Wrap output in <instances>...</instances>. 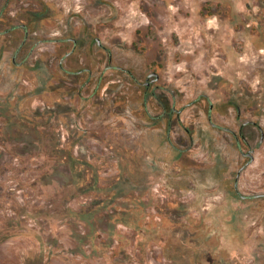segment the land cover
Wrapping results in <instances>:
<instances>
[{
	"label": "rangeland",
	"instance_id": "374dc122",
	"mask_svg": "<svg viewBox=\"0 0 264 264\" xmlns=\"http://www.w3.org/2000/svg\"><path fill=\"white\" fill-rule=\"evenodd\" d=\"M0 264H264V0H0Z\"/></svg>",
	"mask_w": 264,
	"mask_h": 264
}]
</instances>
